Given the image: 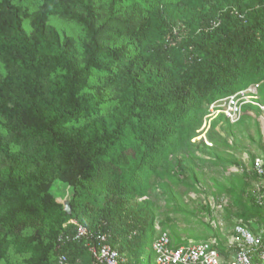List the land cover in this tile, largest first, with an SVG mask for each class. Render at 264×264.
I'll return each instance as SVG.
<instances>
[{
	"label": "trees",
	"instance_id": "16d2710c",
	"mask_svg": "<svg viewBox=\"0 0 264 264\" xmlns=\"http://www.w3.org/2000/svg\"><path fill=\"white\" fill-rule=\"evenodd\" d=\"M16 1L0 0V264L16 258L17 264H57L59 255L70 264H98L85 239L58 240L73 231L72 220L106 235L129 264H141L146 252L148 263L155 262L157 226L166 229L149 197L153 185L169 193L173 211L192 216L177 194L184 192L171 184L186 178L181 154L192 149L209 105L254 84L264 101V0H183L184 17L158 7L155 35L145 44L151 60L127 63L126 43L109 45L111 35L121 34L112 10L102 21L96 0H39L33 12ZM52 16L81 27L83 59L73 38L49 24ZM122 23L123 32L134 33L127 19ZM250 111L261 112L245 105L236 124L222 114L214 118V146L202 143L207 156L190 157L230 161L215 147H230L216 128L223 122V131L233 135ZM187 171L191 183L180 184L197 192L201 175L192 166ZM246 172L223 181L214 177L210 188L223 193L226 184L236 190L239 182L231 208L241 204L236 218L258 232L264 206L254 198L255 176ZM102 179L116 185L103 193ZM58 183L71 190L70 212L53 194ZM170 233L173 246L187 244L175 228Z\"/></svg>",
	"mask_w": 264,
	"mask_h": 264
},
{
	"label": "rangeland",
	"instance_id": "374dc122",
	"mask_svg": "<svg viewBox=\"0 0 264 264\" xmlns=\"http://www.w3.org/2000/svg\"><path fill=\"white\" fill-rule=\"evenodd\" d=\"M17 4L28 12L36 11L40 8L41 2L39 0H17ZM98 6V12L101 16L105 17L102 21H105L110 15L112 10V18L116 20L115 24L120 30V36L111 35L109 45L111 47H119L121 44L126 43L129 50L128 59H123L124 63L131 62L134 59L151 60L150 54L145 50V44L153 39L156 31V22L154 19V13L156 9L162 8L167 14L173 17H184L187 13V8L183 0H96ZM127 19L132 26H134V33L127 34L122 31V27L125 25L122 20ZM185 21V20H184ZM188 23L190 21H187ZM49 24L54 27L60 34L67 33L74 41L75 53L80 58L82 49L81 44L84 40V35L81 27L75 23L66 22L58 17L52 16L49 18ZM113 25L115 31L116 26ZM27 26V24H26ZM139 31L143 32L140 34ZM83 59V56L80 58ZM130 59V60H129ZM117 67L114 68L115 73L119 72ZM113 74V76L116 74ZM5 75V70L0 62V76ZM103 77L106 74H101ZM117 77V76H116ZM249 118H245L238 125L233 128V135H227L222 129V123L216 128V132L227 142L230 147L225 145L215 146L220 152H225L228 155L230 161L218 162L215 160L216 156H209L207 160H196L190 156H207L201 149L202 143L206 146H214V143L210 139L209 132L211 126L209 123H204L196 130V135L190 141L192 149L190 152L183 150L181 155L187 157L185 161L186 165V178L182 179V182H175L171 184L176 191H182L183 194L177 193L183 196V204L188 209L190 216L188 219L184 218L182 211H173L172 203H169L167 197L169 193H162V189L153 185L152 191L149 197L157 203L158 221L163 222L166 231H168L171 238V229L175 228L178 232L180 239H187L186 243L203 242L201 238L202 234L207 235L208 238L217 239L218 243L222 246L220 252L223 256L229 255V252L224 247L226 238L224 235L228 234L232 228L228 223L232 221L237 222L236 212L244 211L240 206H232V195L236 197L240 193L239 182L237 183V189L230 188V184H226V190L223 193H212L211 179L217 178L219 181H223L225 177H233V174L246 172L248 159L251 155L259 156L261 153V144H264V111L257 115L253 111L246 112ZM199 147V149L197 148ZM192 151V152H191ZM250 153V154H249ZM201 159V158H200ZM237 162V164H235ZM195 167V171L201 175L202 182L198 185L197 192L186 191L183 184H190L188 177V167ZM217 167V168H216ZM247 173V172H246ZM238 176V175H237ZM240 178V177H239ZM206 182V183H205ZM155 183V182H154ZM253 188V180L250 181ZM116 184L111 179H102L99 181V188H103V193L107 188H112ZM252 188L250 190H252ZM54 195L56 199L62 203L70 201L71 190L69 187L58 183L53 187ZM235 193V194H233ZM100 201H104V197L101 196ZM232 194V195H231ZM251 194V193H248ZM243 200H245L243 196ZM245 202V201H242ZM210 209V211L208 210ZM209 223V224H208ZM210 225L211 230H208L206 225ZM233 226V225H232ZM161 228H157V235ZM213 233V234H211ZM223 233V234H222ZM201 234V235H199ZM217 237V238H216ZM227 237V236H226ZM220 239V241H219ZM223 241V243H222ZM226 257V256H225ZM17 262H18V258ZM14 263V264H17ZM3 264V263H2ZM141 264H155L148 263L147 252L143 255Z\"/></svg>",
	"mask_w": 264,
	"mask_h": 264
},
{
	"label": "built area",
	"instance_id": "2783aa9c",
	"mask_svg": "<svg viewBox=\"0 0 264 264\" xmlns=\"http://www.w3.org/2000/svg\"><path fill=\"white\" fill-rule=\"evenodd\" d=\"M217 25V24H216ZM259 84L241 90L233 95L214 101L209 105L204 126L222 114L232 124L238 123L243 115V106L254 105L264 111L260 101ZM248 172L255 177L254 198L264 206V157L256 156ZM75 228L59 237L61 243L85 239L87 247L98 264H129L125 255L113 248L106 235L91 232L85 226L73 222ZM227 236V237H226ZM224 247L228 259L218 249L217 239L173 246L167 231H160L153 242L156 264H264V229L253 232L247 223L238 219L231 231L225 235ZM57 264H70L65 255H60Z\"/></svg>",
	"mask_w": 264,
	"mask_h": 264
},
{
	"label": "clouds",
	"instance_id": "9594fccd",
	"mask_svg": "<svg viewBox=\"0 0 264 264\" xmlns=\"http://www.w3.org/2000/svg\"><path fill=\"white\" fill-rule=\"evenodd\" d=\"M214 25L216 26V24L214 23ZM262 112V111H261ZM204 119H205V117H204ZM204 123V122H203ZM210 124H211V122H210ZM259 156H261V155H259ZM250 159H248V165H247V172H248V168L250 167ZM251 173V172H250ZM252 174V173H251ZM255 180H256V177H255ZM255 180H253V186H254V184H255ZM72 224H73V222H76V223H78L77 221H75V220H72V221H70ZM80 224V223H79ZM74 225V224H73ZM82 225V224H81ZM74 228H75V225H74ZM157 228H160L159 226H157ZM74 230V229H73ZM160 231H162V230H160ZM159 231V232H160ZM168 232V231H167ZM169 233V232H168ZM158 236V235H157ZM171 239V238H170ZM171 242H172V239H171ZM172 244L174 245V243L172 242ZM152 248H153V246H152ZM155 254V253H154ZM60 256V255H59ZM58 256V257H59Z\"/></svg>",
	"mask_w": 264,
	"mask_h": 264
},
{
	"label": "water",
	"instance_id": "95a60500",
	"mask_svg": "<svg viewBox=\"0 0 264 264\" xmlns=\"http://www.w3.org/2000/svg\"><path fill=\"white\" fill-rule=\"evenodd\" d=\"M60 202V201H59ZM69 202L70 201H68V202H65V203H62L63 205H64V207H65V210L67 211V212H70L71 211V207H70V205H69Z\"/></svg>",
	"mask_w": 264,
	"mask_h": 264
},
{
	"label": "crops",
	"instance_id": "0c3cea01",
	"mask_svg": "<svg viewBox=\"0 0 264 264\" xmlns=\"http://www.w3.org/2000/svg\"><path fill=\"white\" fill-rule=\"evenodd\" d=\"M210 239H211V238H210ZM208 240H209V239H208ZM152 246H153V242H152ZM142 260H143V256H142ZM142 260H141V261H142ZM153 263H155V262H153ZM155 264H156V263H155Z\"/></svg>",
	"mask_w": 264,
	"mask_h": 264
}]
</instances>
